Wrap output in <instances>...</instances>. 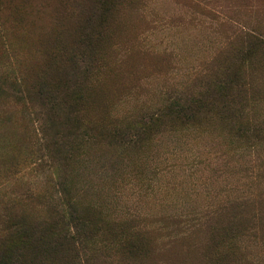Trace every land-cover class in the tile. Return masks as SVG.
<instances>
[{
  "label": "rangeland",
  "instance_id": "obj_1",
  "mask_svg": "<svg viewBox=\"0 0 264 264\" xmlns=\"http://www.w3.org/2000/svg\"><path fill=\"white\" fill-rule=\"evenodd\" d=\"M231 75L236 122L108 136ZM23 239L24 264H264V0H0V251Z\"/></svg>",
  "mask_w": 264,
  "mask_h": 264
},
{
  "label": "trees",
  "instance_id": "obj_2",
  "mask_svg": "<svg viewBox=\"0 0 264 264\" xmlns=\"http://www.w3.org/2000/svg\"><path fill=\"white\" fill-rule=\"evenodd\" d=\"M244 38V35H240ZM246 40H253L250 37H246ZM74 61V62H73ZM73 66H78V62L73 59ZM77 70V69H76ZM78 78H75L76 81ZM81 79V77H80ZM240 81L231 75V78L223 77L220 78L217 82L219 92L214 94L210 99L214 104L205 105L202 104L198 107H185L181 108L175 105L166 106L163 110H156L154 113L139 117V118H126L119 125H116L115 128L108 134L112 141L118 142L120 146H134L140 143L143 139V136L147 133L149 134L154 128H158L161 125L163 117L170 115L171 117L178 119L180 115L182 117H194L199 113H215L220 119L225 118L226 120H231V122L238 121L237 119L241 115L242 108L238 107L237 99L241 98L243 95V86H240ZM69 89L68 85L64 87V93ZM36 97L39 102L43 103L42 105H50L52 108L55 106L56 99L52 97V93L43 89H38L36 91ZM65 97L62 98V100ZM54 108V107H53ZM180 109V110H179ZM183 109V110H181ZM76 121V116H73ZM80 131V130H79ZM76 135V134H75ZM77 136L81 134L77 131ZM70 209H75L73 205H69ZM68 217H65V214H57L58 223L61 226H65L64 222L68 218V222L74 223V228L76 232L82 231V229L87 226L86 221L80 216H76L74 211L68 210ZM67 226V225H66ZM85 230V229H83ZM84 232V231H83ZM14 233H11V235ZM14 236L21 237L16 233ZM12 237V236H9ZM26 239V238H25ZM29 242L25 243L24 239L20 242V248L16 252H6L0 251V264H24V257L27 253L26 250H30L31 245H28ZM27 248V249H26Z\"/></svg>",
  "mask_w": 264,
  "mask_h": 264
}]
</instances>
